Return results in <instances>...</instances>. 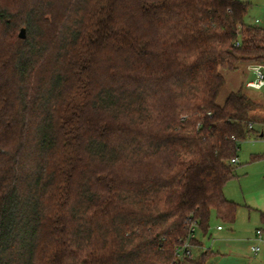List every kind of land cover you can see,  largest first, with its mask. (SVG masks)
<instances>
[{"label": "trees", "instance_id": "trees-1", "mask_svg": "<svg viewBox=\"0 0 264 264\" xmlns=\"http://www.w3.org/2000/svg\"><path fill=\"white\" fill-rule=\"evenodd\" d=\"M19 1L27 36L0 45V264H171L213 216L232 225L224 187L260 105L217 97L222 69L264 63L249 3Z\"/></svg>", "mask_w": 264, "mask_h": 264}, {"label": "crops", "instance_id": "crops-1", "mask_svg": "<svg viewBox=\"0 0 264 264\" xmlns=\"http://www.w3.org/2000/svg\"><path fill=\"white\" fill-rule=\"evenodd\" d=\"M246 22L248 24L264 28L259 25L264 22V17L263 19H256L254 24L250 22L247 15ZM254 64L255 63H243L236 71L222 69V73L225 76V83L217 97L218 104L223 105L230 93L242 90L245 94L259 103L260 106L252 112V125L254 130L253 137L255 138L249 142L251 143L249 151L245 157H243L245 161L248 160L246 161V171L244 176H251L252 187H246L244 178H240L239 180L240 188L238 191L234 188L235 184H232V186L230 185V182H233L235 179L229 181L225 185V196L228 199L237 202L239 204V208L236 220L232 224V230L228 234H219V236L228 239L229 241H235V244L232 243L233 245L241 243L243 241L242 238H245L247 242L252 243L250 244V250L252 252L257 254L263 251V254L258 258V260H256V262H259L258 264H264V86L260 89L247 86V82L256 77V73L253 69ZM241 150L242 147L240 145V151ZM240 151L238 155L239 164H241ZM236 179H239V177ZM243 218L248 219L247 223L242 221ZM219 225L222 226V229H218ZM219 225H217V230L224 231L223 225ZM258 229L262 230L261 241L256 238V231ZM232 244L229 243L226 246H233ZM255 244H258L260 247V250L257 252L252 250V246ZM201 249L207 250L205 249L203 242ZM201 249L195 246V254L197 255Z\"/></svg>", "mask_w": 264, "mask_h": 264}, {"label": "rangeland", "instance_id": "rangeland-1", "mask_svg": "<svg viewBox=\"0 0 264 264\" xmlns=\"http://www.w3.org/2000/svg\"><path fill=\"white\" fill-rule=\"evenodd\" d=\"M64 0H46V4L48 6L52 4L53 2H63ZM249 3V12H248V19L251 23H254L256 19H263L264 17V0H245ZM20 1L18 0H0V10H4L2 18H5L8 20V22H3L0 20V45L1 44H7V43H13L16 44L19 41L18 34L20 33V30L22 27L25 26L23 24L22 19H17L20 11ZM54 15H47L44 14V19L47 22L48 25L54 24L52 22ZM1 19V17H0ZM255 24V23H254ZM260 26L264 27V22L259 24ZM252 134L250 137H248L246 140H244L241 143L242 150L240 151V165L237 167V173L239 175V179H233V182H230L231 186L232 184H235V187H233L238 191L240 188L239 180L240 178H244L246 182V187L251 188L252 187V180L251 176L248 177L244 176V173L246 171V161L243 157L247 154L249 151L250 141H252L255 137ZM235 192V191H234ZM242 221H245L247 223L248 219L243 218ZM222 224L224 227V231H218L217 225ZM233 228V225L224 224L220 222L216 216L212 217L210 228L205 235L201 231H196V237H198L204 244L205 249L210 250L212 252L209 253V256L206 257V263L205 264H258L259 262H256L258 258L263 254V251L255 254L250 250V242H247L245 238H242V242L235 244V241H229L228 239H225L223 237H220L219 234H228ZM256 231V230H255ZM246 233V231H245ZM256 242V241H255ZM229 243H233V246H226ZM258 245V244H255ZM254 245V246H255ZM195 249V248H194ZM214 254V255H212ZM263 264V263H262Z\"/></svg>", "mask_w": 264, "mask_h": 264}, {"label": "built area", "instance_id": "built-area-1", "mask_svg": "<svg viewBox=\"0 0 264 264\" xmlns=\"http://www.w3.org/2000/svg\"><path fill=\"white\" fill-rule=\"evenodd\" d=\"M253 69L256 73V77L253 80L247 82V86L251 88L260 89L264 86V63H255L253 65ZM249 128H253V125L250 124ZM233 163H238V158H232ZM218 229H222V226L219 225ZM194 236V234H192ZM256 238L261 241L262 238V230L258 229L256 231ZM195 246H193L189 241H186L184 244L178 246L176 248L177 252V260L171 264H187L185 258L189 257L192 258L195 256L194 251ZM252 250L257 252L260 250L259 245L252 246Z\"/></svg>", "mask_w": 264, "mask_h": 264}, {"label": "water", "instance_id": "water-1", "mask_svg": "<svg viewBox=\"0 0 264 264\" xmlns=\"http://www.w3.org/2000/svg\"><path fill=\"white\" fill-rule=\"evenodd\" d=\"M27 36V30L25 27H22L21 30H20V33H19V37L22 38V39H25Z\"/></svg>", "mask_w": 264, "mask_h": 264}]
</instances>
